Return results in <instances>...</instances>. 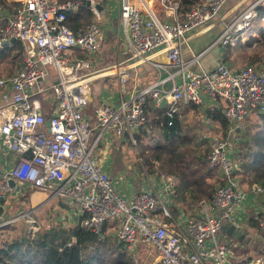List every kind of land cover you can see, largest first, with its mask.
Masks as SVG:
<instances>
[{
    "label": "built area",
    "instance_id": "1",
    "mask_svg": "<svg viewBox=\"0 0 264 264\" xmlns=\"http://www.w3.org/2000/svg\"><path fill=\"white\" fill-rule=\"evenodd\" d=\"M13 1L17 7L0 28V47L16 39L22 44L23 58L14 75L0 78V210L6 211L9 197L32 190L47 192L65 199L76 224L102 235L114 222L120 243L131 252L141 244L153 247L161 264H229L234 251L218 235L228 222H236L237 208L246 199L229 139H215L207 157L208 167L219 171L222 184L210 201L199 202L198 212L183 227H172L166 220L172 218L171 200L176 194L173 177L160 174L156 186L126 198L98 156L109 136L138 145L149 102L167 109L170 125L180 105L219 103L227 134L235 138H240L253 112L264 113V65L234 71L219 62L212 69L196 70L202 55L186 58L193 35L214 24L230 0H202L186 11L178 0H163L165 21L144 14L133 0H120L122 49L115 63L102 68L69 56L75 49L89 58L99 54L105 37L102 26L73 31L67 20L70 13L88 7L99 21L98 7L105 0ZM261 7L264 0L246 6L225 24L214 44L235 45L258 19ZM161 53L167 56V64L153 60ZM145 63L156 68L160 77L143 89L135 87L126 99L128 70ZM112 71L119 80L120 103H102L95 108L94 118L87 116L92 82ZM52 74H57L55 80L50 79ZM45 102L51 104L48 118L43 112ZM251 191L264 195L258 184ZM258 224L264 233V206Z\"/></svg>",
    "mask_w": 264,
    "mask_h": 264
},
{
    "label": "trees",
    "instance_id": "2",
    "mask_svg": "<svg viewBox=\"0 0 264 264\" xmlns=\"http://www.w3.org/2000/svg\"><path fill=\"white\" fill-rule=\"evenodd\" d=\"M178 1L182 11H186L202 0ZM0 7H7L4 0H0ZM67 24L73 31H78L99 23L95 14L88 7H83L77 13L68 15ZM262 35L258 44L264 49V32ZM14 48L20 53L22 44L16 41ZM256 58H252L254 62L261 60ZM186 107L198 110L199 116L207 114L199 105ZM166 112V108L156 107L149 102L148 121L137 135V141L151 158L160 162L159 170L175 178V199L178 204L194 210L201 200L210 201L213 198L219 171L208 167L207 157L211 149L197 141L203 130L196 128L195 135L190 136L186 129L184 131L180 114L173 117L170 125ZM262 115L264 118V113ZM211 117L227 130L228 123L221 111L213 112ZM254 128L250 125L242 131V141L234 159L242 183L249 186L258 184L264 188V134L258 129L253 132ZM149 165L152 166L150 173L155 172V166L152 163ZM174 214L178 215L177 209H174ZM166 220L171 222L170 219ZM107 226L102 235L76 224L68 229L54 226L40 231L35 237L24 235L13 241L0 237V264H135L134 254L126 245L115 236L106 234ZM253 226L260 230L258 222Z\"/></svg>",
    "mask_w": 264,
    "mask_h": 264
},
{
    "label": "crops",
    "instance_id": "3",
    "mask_svg": "<svg viewBox=\"0 0 264 264\" xmlns=\"http://www.w3.org/2000/svg\"><path fill=\"white\" fill-rule=\"evenodd\" d=\"M257 0H230L229 3L224 7L220 18L212 25H209L200 31H198L196 34L193 35V37L189 41V47L186 51V58L191 59L194 56L202 55L199 59L200 63H196L194 65V68L196 70H209L214 68L219 62L226 63L229 67H231L234 71H239L240 69L246 67L243 66V61L247 60V53L242 50V47H245L247 50H250L253 44H256L261 41L262 34L264 32V7L260 8V15L258 19L254 22L253 26L247 30L245 33L241 34L238 38V41L235 45H215L214 42L217 39L219 35L224 30L225 24L228 23L232 18H234L238 13L243 10L246 6H249L253 3H255ZM6 2V1H5ZM9 4H13V7L8 6V8H1L0 7V28L7 22V20L11 17L14 10L17 7V3L13 0H7ZM134 3L138 4L144 14H149L151 17H153L157 21H165L167 18L165 17L164 10V2L163 0H133ZM119 5L120 0H105L104 5L102 6L103 9L101 11V18L99 22L102 24V28L104 30V43L101 49V52L97 54L96 56L89 58L83 51L80 50H72L69 53V56L71 59H83V60H89L91 63H94L95 68H102L106 67L104 66L103 62L105 61V57H107V46L109 40L115 39V55H114V62L118 59L120 49H122V43H123V28L120 23L119 19ZM256 42V43H255ZM15 43H10L7 46L0 47V67H3L4 65H1L2 63H19L17 62V56L20 54V64L18 65L19 68L22 63V49L20 50V53H18L17 50L14 48ZM3 50V51H2ZM153 60L159 61L162 63L167 64L168 59L167 56L163 53L157 54L154 56ZM16 65V64H15ZM110 66V65H108ZM15 67L13 66V69ZM17 69V71L19 70ZM8 71V70H7ZM16 71V72H17ZM129 82H128V94L124 97L130 98L132 95V91L135 87L138 89H143L149 84L154 83L158 80L160 77V73L157 71L156 68H154L149 63L137 65L133 67V69H129ZM16 72H12L13 74H10L9 76L14 75ZM107 73V72H106ZM112 74H105L99 75L91 84V86H94L96 88L99 87V95L98 100L95 101L93 98L90 99V105L88 106L86 110V114L89 117L94 118V110L95 108L102 104H111V105H117L120 103L122 99V92L120 90L119 86V80L118 77L112 72H109ZM162 76L165 78L167 76L166 73H163ZM8 77V76H4ZM2 78V76H0ZM115 80V81H114ZM167 87H170V84L167 85ZM92 93V89H91ZM184 106H179V108ZM203 110L207 112L206 116L211 118L212 113L216 111H221L223 113V110L219 103H213L212 101H208L205 105L201 106ZM165 108V107H164ZM213 125L212 127H215V121L212 119ZM225 133H227V130H224ZM228 135V134H227ZM242 136V133L240 134V137ZM236 139V138H235ZM241 139V138H240ZM126 142V141H121ZM108 143V145H106ZM118 141L115 137L109 136L106 140V142L103 143L101 147V153H107L110 148L116 147L118 144ZM232 149V140H231V146L230 150ZM232 151V150H231ZM232 156L233 155V152ZM234 158V157H233ZM103 161V160H102ZM112 158L108 160V162H105L103 164L104 168L110 173L111 177L114 178L118 190L126 196V198H131L133 194L138 192L137 190L128 192H123L120 187V179L122 180V172L119 171L116 173L114 170ZM116 174L119 176V180H116ZM238 176V175H237ZM174 178V177H173ZM238 178L241 181V178L238 176ZM175 180V178H174ZM160 180H156V178L152 177L151 182L148 180L149 189L150 190L153 185H157V183ZM223 180L221 177V174L218 175V182L215 187V189L218 187V185L222 184ZM242 183V181H241ZM155 185V186H156ZM161 186V185H160ZM242 186L244 190L246 191V199L245 201L239 205L237 208V215L238 218L236 222H233L234 225L242 228L244 231L249 233L252 237L256 239L254 245L252 247L242 243L244 246H247L250 248V251L246 254H242V256H237L233 254V256L230 258L229 264H236L237 262H256L261 261L262 264H264V233L261 232V230H257L254 228V224L258 222L259 214L264 206V195H255L251 191V187L247 184L242 183ZM159 187V185L157 186ZM39 193H43L42 191H38ZM127 193V194H126ZM46 196L49 194L47 192H44ZM176 196V195H175ZM171 200V209H172V218H170L171 222L170 225L173 226H184L185 223L191 219L199 209V203L194 208V210H189L186 206H180L175 199ZM64 202V201H63ZM65 203V202H64ZM174 209L178 210V215L176 216L174 214ZM187 215L191 216L190 218L187 217ZM231 223V222H228ZM227 223V224H228ZM226 224V225H227ZM225 225V226H226ZM225 226L222 229V231L218 235V239L221 242H226L224 239H236L234 237L229 236L228 232L225 230ZM237 240V239H236ZM238 241V240H237ZM240 242V241H238ZM241 243V242H240ZM236 253V252H235ZM213 264V263H209Z\"/></svg>",
    "mask_w": 264,
    "mask_h": 264
},
{
    "label": "rangeland",
    "instance_id": "4",
    "mask_svg": "<svg viewBox=\"0 0 264 264\" xmlns=\"http://www.w3.org/2000/svg\"><path fill=\"white\" fill-rule=\"evenodd\" d=\"M4 1H6L7 4L6 8H8V6L13 7V4H9L7 0ZM97 23L102 26V24L98 20ZM115 46V39H110L107 46L108 54L107 57H105V61L107 62H103L104 66L111 65L112 62H114ZM242 50H244L248 55L247 60L243 61V66L261 67L264 65V49L260 46V44H253L250 50L242 47ZM256 53H259V55H257ZM19 55L20 54H18L17 56V62L19 63H14V65L13 63L1 64L4 66L0 67V76H9L10 74H13L17 71V69L19 68L18 65L21 61ZM256 56L260 57L256 58ZM253 57H255L257 60L261 58V60H259L258 62H254V59H252ZM13 66L15 67L14 69ZM56 78L57 74H52L50 76V79L52 80H55ZM91 89V98H93L96 102L99 101V87L97 86L96 88H94V86H91ZM48 96H50V94H48L47 97ZM49 111H51V104L49 102H45L43 104V112L45 117L47 118L49 117V115H51L48 114ZM183 112H186V114H184ZM255 112L251 114V116L245 123L244 129H247V127L251 125L255 126L253 132H256L258 129L264 134V118L262 112ZM179 114L182 117L184 131L186 129L187 134H189L190 136L195 135L196 128L201 129V131L203 130L202 133L199 134V137L197 139V141L201 144H204L205 146H208L210 149H212L215 139H229L230 144L232 140L231 152H233V155L238 152L240 142L242 141V136L240 137L241 139L238 137H236L235 139L234 136L225 135L224 128L220 124L215 123L216 125L213 128V121L212 123L209 122L208 117L205 114H200L199 116L198 110L191 107L184 106L182 107V109L180 107ZM244 129L242 131H245ZM117 141L118 145L116 147L110 146L112 150L109 149L107 153H100L99 151L98 159L100 162H102V164H104L105 162H108L110 158H112L114 170L116 171V173L119 171L122 172V180L120 179L121 177L119 178L117 174L116 180L120 179V187L123 192H126L127 190L128 192L135 190H148V177L157 178L160 174H165L164 172H162V170H159V167L161 165L160 162L155 158H151L149 152H147L140 144L134 146L128 141ZM149 163H152L155 166V172L150 173V168L152 166L149 165ZM112 179L114 178L112 177ZM43 193L32 190L29 191V194H25L22 197L12 196L8 198L9 204L7 205L6 211L4 213H0L1 238L13 241L15 239L23 237L24 235L35 237L40 231H45L54 226H63L68 229L76 225V220L73 217L72 212L70 211V207L64 203L65 199H63L62 197H51L50 193H48L49 195L46 196ZM187 217L190 218L191 216L187 215ZM117 230V224L114 222H110V225L107 226L106 234L115 236ZM224 241H226V243L230 245V247L234 251V254L237 256H242V254H246L250 251L249 247L244 246L236 239L229 238L226 240L224 239ZM131 253L134 254L135 264L160 263L157 252L153 247L141 244L135 249V251Z\"/></svg>",
    "mask_w": 264,
    "mask_h": 264
},
{
    "label": "water",
    "instance_id": "5",
    "mask_svg": "<svg viewBox=\"0 0 264 264\" xmlns=\"http://www.w3.org/2000/svg\"><path fill=\"white\" fill-rule=\"evenodd\" d=\"M87 5H89V3H87ZM98 9L100 11H102L103 7L99 6ZM15 42H16V39H12L10 41H5V42H3V46H7L10 43H15ZM46 125H47V127H50L51 121L47 120ZM28 155H31V152H29ZM0 201H3V198ZM225 230L228 232L229 236L236 238L241 243H244L250 247H252L256 241V239L254 237H252L249 233L244 231L242 228L234 225L233 223H228L225 226Z\"/></svg>",
    "mask_w": 264,
    "mask_h": 264
}]
</instances>
